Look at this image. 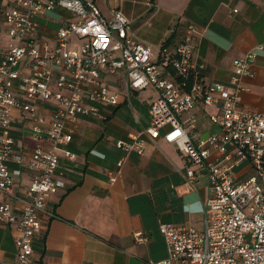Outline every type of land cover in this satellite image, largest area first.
I'll list each match as a JSON object with an SVG mask.
<instances>
[{
  "label": "built area",
  "instance_id": "2783aa9c",
  "mask_svg": "<svg viewBox=\"0 0 264 264\" xmlns=\"http://www.w3.org/2000/svg\"><path fill=\"white\" fill-rule=\"evenodd\" d=\"M0 31L13 41L0 59V194L10 192L22 169L31 172L21 210L0 202V226L16 231V261L9 264H39L33 242L44 229L40 214L65 187L58 149L67 160L75 159L65 147L72 139L69 125L80 118L102 119L100 105L115 107L124 100L132 109L131 92L147 88L157 91L148 126L116 141L117 174L128 154L142 155L146 142L156 144L162 136L189 161L182 176L190 187L207 172L210 195L203 228L159 223L167 254L144 264H264V114L240 106L241 79L254 75L264 43L233 60L228 90L221 82L206 83L194 70L192 25L177 44L153 49L137 39L119 10L104 17L96 0H0ZM79 40L83 43L73 48ZM39 104L49 105V118L38 112ZM199 104L219 108L209 117L219 132L193 139L189 130L196 127ZM15 110L34 142L26 163L14 152ZM12 159L21 170L9 169ZM244 163L251 172L237 177L235 170ZM134 237L148 241L140 232Z\"/></svg>",
  "mask_w": 264,
  "mask_h": 264
},
{
  "label": "crops",
  "instance_id": "0c3cea01",
  "mask_svg": "<svg viewBox=\"0 0 264 264\" xmlns=\"http://www.w3.org/2000/svg\"><path fill=\"white\" fill-rule=\"evenodd\" d=\"M106 18L119 10L131 23L138 40L156 49L171 38L177 44L187 25L194 34V70L206 82H221L231 90L232 62L254 46L264 43V0H96ZM6 46H0V59ZM252 77L241 79L240 106L264 114V52L253 63ZM150 88L132 92V106L124 100L118 106L100 105L103 115L80 118L69 125L72 139L65 146L75 153L69 161L58 149V172L65 187L53 195L40 214L43 231L35 236L33 258L39 264H144L167 254L159 223L184 224L202 229L205 203L210 195L205 170L193 187L182 174L190 165L174 144L159 137L156 144L146 142L142 155L132 152L117 174L121 152L116 141L142 132L150 118V104L157 91ZM148 91L149 93H141ZM139 95L141 97H139ZM138 110V114L135 112ZM38 112L50 116L47 104ZM196 127L189 130L193 139L219 132L209 117L219 108L196 105ZM135 115L139 122L134 119ZM14 152L23 163L30 159L34 146L27 121L15 110L11 122ZM50 147L49 142L44 143ZM10 170L21 168L12 159ZM248 164L240 165L236 176L249 174ZM111 175L116 176L111 181ZM31 172L22 169L14 178L10 192L0 194L15 211L25 202ZM147 236L138 243L135 233ZM14 226H0V264L16 261Z\"/></svg>",
  "mask_w": 264,
  "mask_h": 264
},
{
  "label": "rangeland",
  "instance_id": "374dc122",
  "mask_svg": "<svg viewBox=\"0 0 264 264\" xmlns=\"http://www.w3.org/2000/svg\"><path fill=\"white\" fill-rule=\"evenodd\" d=\"M11 42H13L11 40V38L4 31H0V46H2V45L7 46ZM82 43H83V40L76 41L73 45V48L80 46ZM149 90L155 91V89H153V88H150ZM141 93L143 94V93H149V92L148 91H142V92H140V94ZM133 95L134 94L131 92V99L133 98ZM139 97H141V96L139 95ZM126 106L128 108H130V106L128 104H126ZM132 108H133V106H132ZM134 109H135V112L137 113V115L139 116L137 108L134 107Z\"/></svg>",
  "mask_w": 264,
  "mask_h": 264
},
{
  "label": "trees",
  "instance_id": "16d2710c",
  "mask_svg": "<svg viewBox=\"0 0 264 264\" xmlns=\"http://www.w3.org/2000/svg\"><path fill=\"white\" fill-rule=\"evenodd\" d=\"M163 44L166 45V46H173V45L171 44V38H168L167 40H165V41L163 42ZM173 77H174V78H177V77H175V75H173Z\"/></svg>",
  "mask_w": 264,
  "mask_h": 264
}]
</instances>
